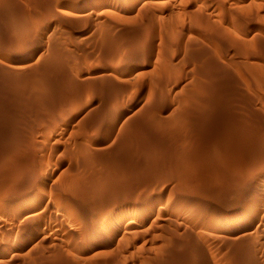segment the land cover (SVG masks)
<instances>
[{
    "label": "rangeland",
    "instance_id": "obj_1",
    "mask_svg": "<svg viewBox=\"0 0 264 264\" xmlns=\"http://www.w3.org/2000/svg\"><path fill=\"white\" fill-rule=\"evenodd\" d=\"M246 182L264 0H0V264H264Z\"/></svg>",
    "mask_w": 264,
    "mask_h": 264
},
{
    "label": "bare ground",
    "instance_id": "obj_2",
    "mask_svg": "<svg viewBox=\"0 0 264 264\" xmlns=\"http://www.w3.org/2000/svg\"><path fill=\"white\" fill-rule=\"evenodd\" d=\"M249 188H250V192L246 196L243 197L244 199L242 201L243 202L242 205L241 204L238 205V208H237V211L243 212V214L238 217V220H240V221H245L247 219H252V218L254 219L256 212L258 211L259 207L261 206L260 203H262L264 192L261 191L260 189H256V190H254V188L251 189V182H248V184H247V182H246V184L242 183V185H241L242 190L244 189L245 191H248ZM218 212L221 215H224L225 213H227V211H224V209H222V210L219 209ZM221 221L222 220H219V222H221ZM101 235H102L101 233L94 232L92 236H94L96 238V237H100Z\"/></svg>",
    "mask_w": 264,
    "mask_h": 264
}]
</instances>
